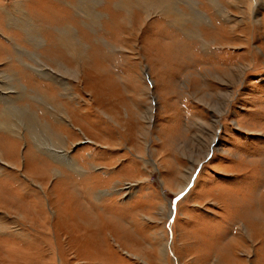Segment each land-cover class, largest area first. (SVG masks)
I'll list each match as a JSON object with an SVG mask.
<instances>
[{
	"label": "rangeland",
	"instance_id": "rangeland-1",
	"mask_svg": "<svg viewBox=\"0 0 264 264\" xmlns=\"http://www.w3.org/2000/svg\"><path fill=\"white\" fill-rule=\"evenodd\" d=\"M173 1L0 0V264H264V0Z\"/></svg>",
	"mask_w": 264,
	"mask_h": 264
},
{
	"label": "bare ground",
	"instance_id": "bare-ground-1",
	"mask_svg": "<svg viewBox=\"0 0 264 264\" xmlns=\"http://www.w3.org/2000/svg\"><path fill=\"white\" fill-rule=\"evenodd\" d=\"M151 1H153V0H151ZM156 2H158V1H161V3H162V5H164V7H163V12H164V14H165V16L164 17H170L171 16V12H172V7H173V0H155ZM146 2H147V0H140V3L142 4V3H145L146 4ZM149 2H150V0H149ZM196 2H197V0H190V3H191V9H192V12L193 13H198V14H200V15H202L203 13H202V11H201V9H199V6H197L196 5ZM175 5V4H174ZM157 7V6H156ZM179 9V8H178ZM176 10V9H175ZM178 11V10H177ZM146 12H148V11H146ZM179 12V11H178ZM173 13V12H172ZM204 16V15H203ZM129 18V17H128ZM215 25V24H214ZM146 25L144 24V26L142 27V29H144V27H145ZM215 27H216V25H215ZM68 29H70V31L71 30H73L72 28H68ZM67 29V30H68ZM141 29V30H142ZM74 31V30H73ZM205 31V30H204ZM143 32V31H142ZM196 32H198V31H196ZM70 33V32H69ZM74 34V33H73ZM66 35V34H65ZM70 36H73L72 35V33L70 34ZM70 39V38H69ZM69 41H72L71 39L69 40ZM79 42V41H78ZM179 42H177V41H175V40H173V41H170V42H168V45L170 44H173V45H175V44H178ZM169 52V51H168ZM171 52V51H170ZM171 53H173V52H171ZM172 55V54H171ZM57 154V153H56ZM73 160V159H72ZM71 160V161H72ZM8 164V163H7ZM72 164H74V163H72ZM8 165H10V164H8Z\"/></svg>",
	"mask_w": 264,
	"mask_h": 264
}]
</instances>
